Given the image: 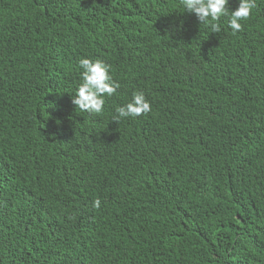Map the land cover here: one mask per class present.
Returning a JSON list of instances; mask_svg holds the SVG:
<instances>
[{"label":"trees","instance_id":"1","mask_svg":"<svg viewBox=\"0 0 264 264\" xmlns=\"http://www.w3.org/2000/svg\"><path fill=\"white\" fill-rule=\"evenodd\" d=\"M254 2L212 33L181 0H0V264H264ZM82 59L119 85L100 114ZM136 92L151 111L113 122Z\"/></svg>","mask_w":264,"mask_h":264},{"label":"clouds","instance_id":"2","mask_svg":"<svg viewBox=\"0 0 264 264\" xmlns=\"http://www.w3.org/2000/svg\"><path fill=\"white\" fill-rule=\"evenodd\" d=\"M186 12L194 13L201 24H210L212 33H219L218 22L221 17L228 15V0H181ZM256 7L254 0H240L237 10L231 12L229 26L234 31L242 30L240 21L250 18L252 10ZM79 66L83 69L82 84L79 86L73 104L77 108L89 114H100L104 107L102 97L113 96L116 93L118 84L114 83L109 75L110 66L103 61L93 62L89 59H82ZM151 111V106L146 102L143 92L133 94V101L124 107H117V116L113 122L119 123L120 118L139 117ZM100 200L94 202V208L99 210Z\"/></svg>","mask_w":264,"mask_h":264}]
</instances>
